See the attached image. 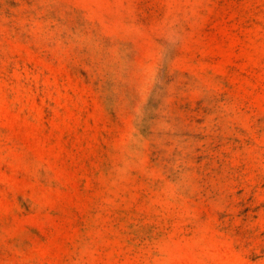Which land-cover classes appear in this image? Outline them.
<instances>
[{
	"label": "rangeland",
	"instance_id": "374dc122",
	"mask_svg": "<svg viewBox=\"0 0 264 264\" xmlns=\"http://www.w3.org/2000/svg\"><path fill=\"white\" fill-rule=\"evenodd\" d=\"M0 264H264V0H0Z\"/></svg>",
	"mask_w": 264,
	"mask_h": 264
}]
</instances>
